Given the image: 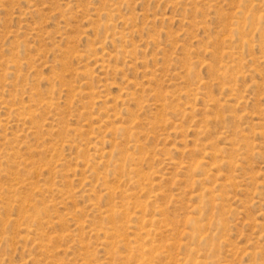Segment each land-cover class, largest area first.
Wrapping results in <instances>:
<instances>
[{"label": "rangeland", "instance_id": "rangeland-1", "mask_svg": "<svg viewBox=\"0 0 264 264\" xmlns=\"http://www.w3.org/2000/svg\"><path fill=\"white\" fill-rule=\"evenodd\" d=\"M0 264H264V0H0Z\"/></svg>", "mask_w": 264, "mask_h": 264}]
</instances>
